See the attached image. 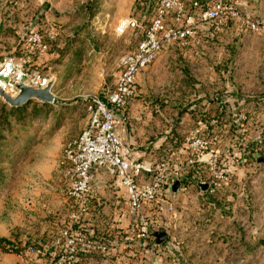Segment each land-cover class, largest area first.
Segmentation results:
<instances>
[{"label": "rangeland", "instance_id": "1", "mask_svg": "<svg viewBox=\"0 0 264 264\" xmlns=\"http://www.w3.org/2000/svg\"><path fill=\"white\" fill-rule=\"evenodd\" d=\"M183 1L190 13H196L215 0ZM159 2L3 1L0 52L28 53L30 48L21 39L26 30L54 32L55 41L47 43L43 56L32 55V64L55 78L57 103L31 101L21 114L13 115V108L0 99V264H70L63 259L68 241L64 232L74 226L75 209L62 184L60 157L67 142L88 125L85 99L102 95L114 83L121 60L141 39L140 31L116 35L117 25L127 18L148 24ZM137 81L128 124L120 130L125 151L142 156L135 160L182 165L179 180L184 187L194 185L192 192L197 188L195 180H189L185 147L192 132L211 140L222 154L230 151L239 162L248 160L244 165L257 161L260 154H254L255 140L264 135V35L234 23L221 30L198 28L193 46L162 51ZM240 116L246 121L237 124ZM244 171L242 176L247 179L249 174ZM226 196L252 198L248 187L240 184ZM89 213L81 229L88 240L108 251L79 252L71 264H161L158 250L162 245L156 244L155 232L151 239L141 237L139 230L131 228L127 210L123 215L129 227L123 230L107 217L94 221L92 208ZM144 214L156 221L154 208ZM202 222H195L196 233L205 237L210 230ZM161 226L164 229L159 231L170 230L162 222ZM260 228L264 230L263 220ZM261 247L264 234L258 239ZM13 250L19 253H8ZM233 258L204 254L190 264H233ZM253 262L264 264V250L258 251Z\"/></svg>", "mask_w": 264, "mask_h": 264}, {"label": "built area", "instance_id": "2", "mask_svg": "<svg viewBox=\"0 0 264 264\" xmlns=\"http://www.w3.org/2000/svg\"><path fill=\"white\" fill-rule=\"evenodd\" d=\"M3 1L0 0V41ZM229 23L264 35V18L249 15L239 0H215L211 7L196 13H190L183 0H160L148 24L127 18L117 25L116 35L140 31L141 39L135 50L121 60L114 83L103 90L102 95L85 99L88 125L79 136L67 142L59 160L66 197L75 209L74 226L64 232L68 240L67 256L63 258L66 262H75L79 252L98 250L105 254L108 251V247L88 240L81 227L90 214L92 199L113 180L120 181L126 191L131 228L139 230L141 237L151 239L154 232L164 229L160 222L164 215L169 216L173 228L177 229L180 214L177 204L169 200L166 192L178 181L176 175L182 166H171L166 160L148 162L125 158L120 130L128 124V111L138 92L139 76L150 68L162 51L193 46L198 28L209 26L221 30ZM21 39L30 48L28 53L15 56L0 52V89L15 97L17 87L22 84L44 89L52 83L54 88L55 78L39 65L32 64V55L43 56L48 51L47 43L55 41L54 32L43 34L39 28H34L26 30ZM243 121L246 117L240 116L236 123ZM194 133L186 140V166L195 175L197 186L208 184L207 191L201 192L203 199L210 202L230 183L235 156L230 151L222 154L211 140ZM255 143L254 154H261L264 135L260 134ZM148 208L155 209L156 221L145 216ZM155 227L158 230L152 231Z\"/></svg>", "mask_w": 264, "mask_h": 264}, {"label": "crops", "instance_id": "3", "mask_svg": "<svg viewBox=\"0 0 264 264\" xmlns=\"http://www.w3.org/2000/svg\"><path fill=\"white\" fill-rule=\"evenodd\" d=\"M239 1L248 13L254 16H264V0ZM123 156L131 160L142 157L139 153L131 155L124 148ZM256 160L247 165L244 164L249 161L245 159L241 162L237 159L232 161L231 181L221 189L216 201L208 202L203 199V194L197 187L195 175L191 170H189V180H195L197 188L194 192H192L194 185L187 188L182 183L177 193H174L172 188L166 192L169 200H173L177 204L180 221L177 224V229H174L168 215H164L160 220L170 229L168 240L158 250L161 254V264H178L179 262L180 264H190L204 254L215 253L223 256L233 255V264H255L253 260L256 254L259 250H264V247L258 248V239L260 235L264 234V230L261 228L258 230L261 220L264 222V151ZM241 166L247 167L242 168ZM243 170L249 174L247 179L242 176ZM179 178V174H177L178 181H180ZM239 184L241 188L248 187L252 195L251 199L227 198V193L233 191L234 187ZM193 193L199 198L198 204L193 200ZM187 195L189 200L185 197ZM90 208L93 210L96 222L107 217L105 220L110 223L121 224V227L117 225V229L123 230L129 227L127 215H123L128 208V198L125 189L118 180H113L99 191L92 199ZM107 210L108 212L105 213ZM198 220L207 224L210 235L203 237L196 233L195 222ZM190 256H194V259H191Z\"/></svg>", "mask_w": 264, "mask_h": 264}, {"label": "water", "instance_id": "4", "mask_svg": "<svg viewBox=\"0 0 264 264\" xmlns=\"http://www.w3.org/2000/svg\"><path fill=\"white\" fill-rule=\"evenodd\" d=\"M52 83H50L44 89H34L27 84H22L17 87L18 94L13 97L5 93L0 89V99L4 101L5 104L9 105L13 109H20L27 106L31 101H38L42 104H55L57 100L53 93ZM181 187V183L177 181L172 187V191L177 193ZM198 187L202 192H206L208 189V184H198ZM156 238V244L158 246L163 245L169 238V235L165 231H159L154 234Z\"/></svg>", "mask_w": 264, "mask_h": 264}, {"label": "trees", "instance_id": "5", "mask_svg": "<svg viewBox=\"0 0 264 264\" xmlns=\"http://www.w3.org/2000/svg\"><path fill=\"white\" fill-rule=\"evenodd\" d=\"M3 37V36H2ZM28 106V105H27ZM23 107V108H20V109H11V112L10 114H13V115H18V114H21L25 109L26 107ZM225 107V106H224ZM181 183V182H180ZM198 187V186H197ZM199 188V187H198ZM200 189V188H199ZM167 231V230H166ZM5 242V240H3ZM8 253H19V250H13V251H9Z\"/></svg>", "mask_w": 264, "mask_h": 264}]
</instances>
